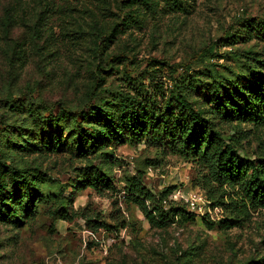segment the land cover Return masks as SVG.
Segmentation results:
<instances>
[{"label": "rangeland", "instance_id": "obj_1", "mask_svg": "<svg viewBox=\"0 0 264 264\" xmlns=\"http://www.w3.org/2000/svg\"><path fill=\"white\" fill-rule=\"evenodd\" d=\"M263 89L264 0H0V183L13 197L0 264H264V210L222 228L232 216L212 209L196 165L126 141L118 107L181 92L257 161L264 115L219 120L210 102ZM139 174L194 219L152 227L126 200ZM100 175L112 190L87 187Z\"/></svg>", "mask_w": 264, "mask_h": 264}, {"label": "trees", "instance_id": "obj_2", "mask_svg": "<svg viewBox=\"0 0 264 264\" xmlns=\"http://www.w3.org/2000/svg\"><path fill=\"white\" fill-rule=\"evenodd\" d=\"M262 91H242L244 94L240 92L223 98L215 96L210 105L219 120L249 119L256 124L262 123L259 120L264 115V89ZM155 96L157 94L145 102L129 96L121 99L118 107L123 110L124 116L119 121L124 120L122 129L126 141L133 145L144 143L147 147L161 151L165 156L178 155L192 161L201 176L199 186L205 192L212 209L221 208L232 216L231 219L221 222L222 228L237 226L246 221L251 213L264 210V160L244 162L236 149L237 142L228 143V139L215 130L205 114L185 94L171 93L163 103ZM254 101L259 103L256 109ZM89 108L94 110L95 106L90 104ZM65 112L71 115L70 111ZM95 113L102 116L100 123L109 120L111 122L112 118L107 111ZM116 123L117 120L114 121ZM95 132L100 134L102 130ZM16 182L15 175L12 174L11 184L15 185L14 188L22 190L25 187L23 195L32 199L33 193L28 181L21 177ZM125 184L127 202L138 206L152 227L167 228L179 221L194 219L184 207L171 206L166 209V201L174 188H167L160 195H155L145 185L142 174L128 178ZM8 185L0 183V219L5 217L7 199H13L11 193L6 195ZM112 186L111 180L105 175H100L87 184V187L97 191L112 190ZM207 224L210 229L216 226L214 223Z\"/></svg>", "mask_w": 264, "mask_h": 264}]
</instances>
